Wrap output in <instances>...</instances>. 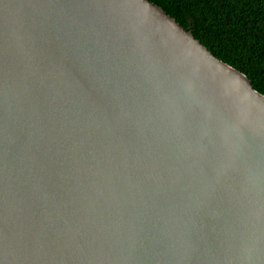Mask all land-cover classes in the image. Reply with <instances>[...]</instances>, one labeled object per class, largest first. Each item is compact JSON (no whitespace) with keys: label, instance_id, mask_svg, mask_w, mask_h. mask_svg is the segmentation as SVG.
Returning a JSON list of instances; mask_svg holds the SVG:
<instances>
[{"label":"water","instance_id":"95a60500","mask_svg":"<svg viewBox=\"0 0 264 264\" xmlns=\"http://www.w3.org/2000/svg\"><path fill=\"white\" fill-rule=\"evenodd\" d=\"M0 264H264V96L147 0H0Z\"/></svg>","mask_w":264,"mask_h":264},{"label":"trees","instance_id":"16d2710c","mask_svg":"<svg viewBox=\"0 0 264 264\" xmlns=\"http://www.w3.org/2000/svg\"><path fill=\"white\" fill-rule=\"evenodd\" d=\"M264 96V0H147Z\"/></svg>","mask_w":264,"mask_h":264}]
</instances>
